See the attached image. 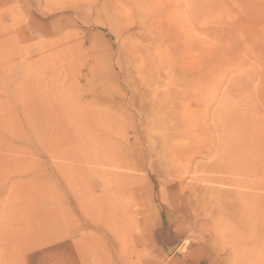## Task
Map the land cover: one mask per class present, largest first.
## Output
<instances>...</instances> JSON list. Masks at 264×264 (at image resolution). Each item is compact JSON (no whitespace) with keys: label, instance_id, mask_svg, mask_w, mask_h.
Listing matches in <instances>:
<instances>
[{"label":"rangeland","instance_id":"1","mask_svg":"<svg viewBox=\"0 0 264 264\" xmlns=\"http://www.w3.org/2000/svg\"><path fill=\"white\" fill-rule=\"evenodd\" d=\"M0 264H264V0H0Z\"/></svg>","mask_w":264,"mask_h":264},{"label":"bare ground","instance_id":"2","mask_svg":"<svg viewBox=\"0 0 264 264\" xmlns=\"http://www.w3.org/2000/svg\"><path fill=\"white\" fill-rule=\"evenodd\" d=\"M142 13H143V10H142ZM144 13H145V11H144ZM151 21H154V20H151ZM235 158H236V155L234 156ZM233 158V157H232ZM237 159V158H236ZM233 159H231V161H232ZM235 160V159H234ZM233 160V161H234ZM238 160V159H237ZM224 164V163H223ZM232 164V163H231ZM214 165V164H213ZM222 166V165H221ZM224 166H225V164H224ZM218 167H220L219 165H218ZM223 168V167H222ZM216 170L217 171H219L217 168H216ZM228 170V169H227ZM221 171L222 170H220L219 172L221 173ZM223 171H224V169H223ZM224 173H225V171H224ZM227 173H228V171H227ZM226 174V173H225ZM224 178V177H223ZM256 178V177H255ZM225 179H226V177H225ZM212 181H214L215 180V178L214 179H211ZM228 181H229V179H228ZM257 181V180H256ZM255 181V182H256ZM221 183L222 182H224V183H227V181L225 182L224 180H221L220 181ZM254 182V181H253ZM247 182H245V180L244 179H238V180H232L231 181V184L232 185H234V186H237V187H239V186H245V185H247L246 184ZM250 184H251V181H250ZM257 184H258V182H257ZM248 186V185H247ZM250 186V185H249ZM249 186H248V188H249ZM258 186H260L259 184H258ZM252 188H254V186H251ZM254 191V190H253ZM256 192V191H255ZM255 192H252L251 194H248V193H246L245 191H244V187L242 188V189H240L239 190V192H237L236 193V201L233 203V204H235L236 205V208L234 209V211H235V214H233L232 216H233V218H234V220H237V221H241L240 219H244V214L246 213V220L244 219V223H246V226H248V225H250L251 224V229L252 230H257V228H258V226H259V224H256V226H254L253 224H252V221H253V219H254V216L255 215H257L256 213H258L259 214V210H254V206H257V207H259V205L257 204V205H253V207H250V206H252V201H253V203H257L256 202V200H257V193H255ZM259 194V193H258ZM260 197V196H259ZM235 198V197H234ZM260 199V198H259ZM224 201L226 202V198H224ZM255 201V202H254ZM259 201V200H258ZM259 203V202H258ZM251 204V205H250ZM253 208V209H251V213H250V208ZM229 210H231V208H229L228 206H227V208H226V212L227 211H229ZM249 210V211H248ZM259 211V212H258ZM250 213V214H249ZM242 214H243V216H242ZM247 214H249L248 216H247ZM258 216V215H257ZM257 218V217H256ZM259 220V219H258ZM258 223V222H257ZM258 225V226H257ZM260 230V229H259ZM257 233V232H256ZM256 236H253L252 238H255ZM258 239V238H257ZM257 239H254V240H257ZM260 239V238H259ZM257 241H255V243H256ZM254 243V242H253ZM256 246H257V243H256ZM241 247V246H240ZM242 248V247H241ZM260 248V247H259ZM253 250H251V249H248V252H243V253H248L249 254V256L250 255H254V253L252 252ZM259 252V251H258ZM256 255H257V253H256Z\"/></svg>","mask_w":264,"mask_h":264},{"label":"water","instance_id":"3","mask_svg":"<svg viewBox=\"0 0 264 264\" xmlns=\"http://www.w3.org/2000/svg\"><path fill=\"white\" fill-rule=\"evenodd\" d=\"M172 248H173V247H172ZM172 248L170 247V248H169V251H171V250H172Z\"/></svg>","mask_w":264,"mask_h":264}]
</instances>
